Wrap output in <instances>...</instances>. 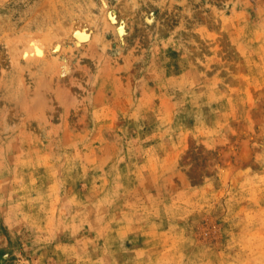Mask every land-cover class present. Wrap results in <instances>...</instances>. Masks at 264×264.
<instances>
[{"label":"rangeland","instance_id":"rangeland-1","mask_svg":"<svg viewBox=\"0 0 264 264\" xmlns=\"http://www.w3.org/2000/svg\"><path fill=\"white\" fill-rule=\"evenodd\" d=\"M0 264H264V0H0Z\"/></svg>","mask_w":264,"mask_h":264},{"label":"bare ground","instance_id":"bare-ground-1","mask_svg":"<svg viewBox=\"0 0 264 264\" xmlns=\"http://www.w3.org/2000/svg\"><path fill=\"white\" fill-rule=\"evenodd\" d=\"M77 30V34H76V32H75V35H76V37H78L79 39H78V41L80 42V41H84V40H86L87 38H88V34H87V32L85 31V29H76ZM75 30V31H76ZM77 42V41H76ZM57 47V46H56ZM55 47V48H56ZM58 48V47H57ZM56 48V49H57ZM28 49V48H27Z\"/></svg>","mask_w":264,"mask_h":264}]
</instances>
